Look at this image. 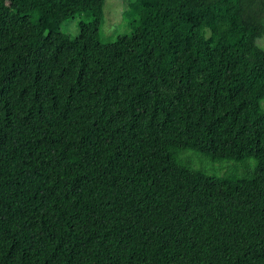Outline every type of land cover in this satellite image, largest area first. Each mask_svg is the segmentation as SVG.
I'll list each match as a JSON object with an SVG mask.
<instances>
[{
  "label": "trees",
  "instance_id": "obj_1",
  "mask_svg": "<svg viewBox=\"0 0 264 264\" xmlns=\"http://www.w3.org/2000/svg\"><path fill=\"white\" fill-rule=\"evenodd\" d=\"M105 1L0 0V264H264V0Z\"/></svg>",
  "mask_w": 264,
  "mask_h": 264
},
{
  "label": "rangeland",
  "instance_id": "obj_2",
  "mask_svg": "<svg viewBox=\"0 0 264 264\" xmlns=\"http://www.w3.org/2000/svg\"><path fill=\"white\" fill-rule=\"evenodd\" d=\"M140 6L137 0H106L102 11L101 40L112 42L121 36L133 34L138 24L137 12ZM79 17L76 16L64 22L61 27L70 37H77L80 33ZM257 46L264 52V38L256 41ZM178 160L181 164L196 170L203 171L208 176L222 177L225 174H241L244 166L251 168L253 161L243 162H216L212 163L206 156L192 151H180ZM249 166V167H248Z\"/></svg>",
  "mask_w": 264,
  "mask_h": 264
}]
</instances>
